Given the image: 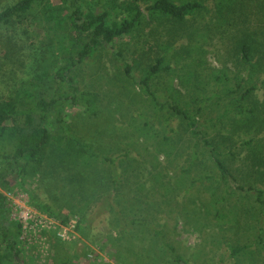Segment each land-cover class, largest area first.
I'll list each match as a JSON object with an SVG mask.
<instances>
[{
    "label": "rangeland",
    "instance_id": "rangeland-1",
    "mask_svg": "<svg viewBox=\"0 0 264 264\" xmlns=\"http://www.w3.org/2000/svg\"><path fill=\"white\" fill-rule=\"evenodd\" d=\"M15 1L0 0V9ZM105 1L85 0L83 9L95 12L110 9L111 4ZM138 1L145 13V20L139 28L132 35L121 37L117 43L99 47L75 68L79 86L89 90L91 98L96 95V110L84 114L81 104L73 106L69 100L61 113L71 129L82 139L93 142L98 151L105 148L109 152L105 154L111 157L117 148L125 147L132 149L136 157L114 159L117 172L124 175L122 180L118 177L115 187L111 183L110 165L103 159L94 163L99 172L97 180L92 177L95 170L91 168L83 172L84 168L80 166L58 167L50 161L43 175H36L28 185L34 195L58 212L61 218L67 215L78 221L81 218L82 231L75 228L70 239L65 240L52 231H44L46 240L43 242L38 232L39 237L34 235L37 226H33L28 232L19 233L17 244L21 251L5 264H56L64 260H68V264H117L108 245L106 249H100V244L106 241V234L110 230L114 233L112 213L108 207H103V199L87 204L82 199L84 193L92 191L88 186L92 179L96 180L98 193L126 192L141 184L144 192L157 194L163 190L159 182L169 184L170 192H174L168 194L174 195L170 203H152L151 209L161 214L159 222L163 229L171 231L173 226L176 227L168 235L170 241L196 264H264V0H197L202 4L200 11L177 26L171 20L147 15L145 4L153 0ZM57 2L59 0H42L21 18H14L10 24L0 27V99L12 97L31 101L38 90L34 80L47 71L49 76L54 73V60L60 55L58 44L65 41L62 25L57 26L54 17L49 16H58L57 10L50 8ZM45 4L48 5L44 7ZM109 11L114 14L113 10ZM54 29L58 31L57 40L52 37ZM171 40L173 49L169 51L167 47ZM245 40L254 48L252 68L239 62L238 43ZM190 42L195 43L201 50L199 54L204 56L203 64L192 69L189 67L190 58L173 59V52ZM162 54L168 55L171 66L179 69L176 73L182 75L181 78L172 76L173 89H169L168 94L171 91L176 98L188 99L186 89L189 83L197 80L201 87H205L204 93L218 92L211 105L207 103L213 112L207 116L214 120L210 131L216 132L212 134L226 136L224 147L232 150L227 160L222 155L228 165L225 181L206 149L203 151L209 157L201 160L199 154L201 158H197L190 171H184L188 165L184 151L193 139L182 131L175 116L170 118L171 125L166 130L172 141L164 145L166 148L156 158L164 120L156 117L160 112H156L147 95L139 85L132 83L130 76L137 78ZM125 62L131 66L130 76L126 73ZM224 73L228 77L226 82L216 81L214 77ZM162 81L163 86L168 85V76ZM237 81L242 89L234 92L233 99L224 97L219 88H235ZM153 83L159 82L155 79ZM250 86L253 87L249 95L241 99L243 89ZM226 106L230 112L227 117L220 121L215 119ZM250 109L258 114L255 118H251ZM146 120L150 122L145 127ZM146 128L148 131L144 134L147 133L148 137L142 132ZM137 136L142 141L136 142ZM199 147L201 150V145ZM167 150H170L169 154ZM144 160L148 163V170L143 167ZM141 169L144 175L143 172L140 174ZM166 172L168 180H163L166 177L162 173ZM198 174L199 178L194 180ZM164 187L169 190L168 186ZM3 192L10 208L9 220H15L14 216L28 210L25 204L26 200L29 202L28 194L19 186L11 192ZM191 207L195 208L194 214L189 213ZM171 208L174 210L170 211ZM60 217H54V220L60 221ZM243 245L248 247L232 254L234 246ZM194 252H198L196 260L190 257Z\"/></svg>",
    "mask_w": 264,
    "mask_h": 264
},
{
    "label": "trees",
    "instance_id": "trees-1",
    "mask_svg": "<svg viewBox=\"0 0 264 264\" xmlns=\"http://www.w3.org/2000/svg\"><path fill=\"white\" fill-rule=\"evenodd\" d=\"M41 1L16 0L0 9V27L10 24L14 18H21L31 10L33 5L40 4ZM84 2L85 0H59L57 2L59 5L57 3H54V6L49 5L52 11L57 10L58 12V16H54V14H49V16L54 17L57 26L62 25L65 41L58 44L60 55L54 60L56 62L54 73L49 76V71H47L39 76V79L34 80L38 90L34 93L31 101L24 102L20 98L12 97L0 99V189L2 190L0 191V264H5L6 260L12 259L21 251L17 244L21 225L15 220H9L10 208L7 205V197L3 190L11 192L16 186H19L27 192L29 205L47 216L59 218L58 212L39 200V197L34 195L29 186L36 175H43L44 168L50 161L55 162L58 167L80 166L81 169L84 168L83 172H88L91 168L95 170L94 173L92 172V177L97 180L99 172L94 163L103 159L110 165L111 183L115 187L118 177L122 180L124 175L117 172L114 159L122 157L133 159L136 157L132 154V149L129 150L130 148L125 147H119L111 154V157L107 156L105 153L109 152L105 148L98 151L93 142L78 136L71 129L69 121L61 117L66 101L69 100L73 106L81 104L83 111H85L84 114L96 110V95L94 94V99L91 98V92L85 88L82 89L77 83V71L75 69L77 65L83 64L84 60L91 57L99 47L117 43L121 37L132 35L145 20V13L138 0H126L119 3L115 0H106V4H111L110 9L114 11V14L109 11L110 9L101 12H95L92 9L84 10ZM46 5L48 4H45L44 7ZM201 8L202 4L197 0H182L178 3L175 0H153L145 4V11L149 17L171 20L174 26L182 25L187 18L198 13ZM53 34V39L57 40V29H54ZM172 42L171 40L168 44L167 50L169 51L173 49ZM253 49L249 41H240L237 49L241 57L239 62L252 68ZM200 52L201 50L197 48L196 44L190 42L188 45H181L176 52H173V59L180 61L190 58L192 63L189 67L192 69L195 65L203 64L204 56L200 55ZM168 58L166 54L156 57L154 63L145 67L142 74L137 78L130 76L131 66L128 62L124 63L126 73L132 79V83L141 87V91L147 95L156 112H160L159 116L156 115V117L159 120H164L161 139L158 140L157 145L158 151L155 153L156 158H158L157 154L166 148L164 145L166 146L169 141H172L171 136L166 134V130L167 126L171 125L170 118L175 116L179 119L182 131L188 133L191 140L193 139L192 143L188 145L189 148L184 151L188 161L184 171H190V168L198 160L197 158L202 157L201 160H206L210 155L223 181H225L228 170L225 160L232 154V150L224 147L226 136L220 133L212 134L216 132L215 130L210 131V127H214L212 124L214 120L207 116L213 113L210 110L211 106L208 108V104L211 105L213 96L218 92L204 93L205 87L203 85L201 87L200 81L197 80L189 83L186 89L188 99H184L182 96L176 98L177 95L171 94V91L169 92L171 96H169L167 91L172 88V76L181 78L182 75L176 73L179 72V69L173 68ZM163 74L168 76V85L166 86H163L162 79L165 81ZM221 76H224L225 79H221ZM221 76L216 75L214 78L218 82H226L228 79L226 74H221ZM44 78H46L45 81ZM155 79L159 83H153ZM252 87L243 89L240 98L243 99L244 96L249 95ZM239 89H242V85L240 81H237L235 88L225 86L221 90L219 88V91L224 97L233 99L231 96ZM240 98L238 101H241ZM235 106L237 107V105ZM236 110L240 109L237 108ZM250 112L253 113V110ZM229 113V108L223 107L215 119L220 121ZM257 115L254 112L251 118H255ZM202 117L203 121H200L199 119ZM250 120L248 119V122ZM149 122L146 120L144 126H149ZM147 131L146 128L142 132L144 134ZM144 135L148 137L147 133ZM140 139L137 136L135 141L140 142ZM62 141L64 144H59ZM246 143L248 144L249 141ZM137 147L135 146L136 149ZM203 149H206L209 155L204 153ZM166 153L169 154L170 150H167ZM199 154L202 156L198 157ZM222 155H225V160ZM142 163L144 169L148 170L147 161L144 160ZM150 164L154 168L153 162ZM139 172L141 174L143 170L141 169ZM162 174L164 177L168 176L167 172ZM199 176L200 174L194 180ZM90 179L92 178L90 177ZM164 179L168 180L167 177ZM96 180H91L88 186L91 187L92 191L84 193L85 196L82 199L86 204L92 201L97 203L103 199V207H108L112 213L111 220L114 224V233L110 230L106 234V241L104 244H100V249L104 250L108 245L109 253L117 264H196L179 250L178 245L170 241L168 235L175 231L176 227L173 226L171 231L163 229V225L159 222L161 214L156 212L157 210L153 212L151 209L152 203L156 205L170 203L174 195L168 194L174 192H170L169 184L159 182V186L163 190L157 194L156 192H144V187L141 184L126 192L98 193ZM164 186H168L169 190ZM223 190L228 191L226 188ZM157 198L162 200H156ZM143 207L148 209H143ZM191 210L189 213L194 214L195 208L191 207ZM73 213L80 214V212L75 211ZM60 219L62 223H67L71 218L67 215L60 217ZM81 227L82 219L80 218L79 221H76L75 228L82 231ZM247 247V245L234 246L232 254H238ZM197 253H192L190 257L193 260L198 259ZM56 264H68V260Z\"/></svg>",
    "mask_w": 264,
    "mask_h": 264
},
{
    "label": "built area",
    "instance_id": "built-area-1",
    "mask_svg": "<svg viewBox=\"0 0 264 264\" xmlns=\"http://www.w3.org/2000/svg\"><path fill=\"white\" fill-rule=\"evenodd\" d=\"M25 204L27 205L28 210L26 212L24 211L23 214L14 216L15 221L21 225V234L28 232L31 228L33 229V226H37V229L35 231L33 230V233L35 236H38V232L40 235V237H38L43 242L46 240V236L43 234L44 231H52L62 240L70 239L71 233L75 230V224L77 220L70 219L67 223H62L60 221L54 220L53 217L47 216L46 214L37 210L35 207L29 205L27 200ZM20 236L23 237V235Z\"/></svg>",
    "mask_w": 264,
    "mask_h": 264
}]
</instances>
